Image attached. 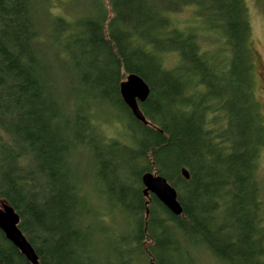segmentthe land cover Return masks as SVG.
I'll use <instances>...</instances> for the list:
<instances>
[{
  "label": "trees",
  "instance_id": "1",
  "mask_svg": "<svg viewBox=\"0 0 264 264\" xmlns=\"http://www.w3.org/2000/svg\"><path fill=\"white\" fill-rule=\"evenodd\" d=\"M66 5L69 18L50 0H0V203L38 264H264L245 0ZM129 75L149 89L144 122L120 95ZM99 105L117 113L112 137ZM83 153L94 202L75 173ZM145 173L175 190L179 216L144 195ZM0 264H30L1 231Z\"/></svg>",
  "mask_w": 264,
  "mask_h": 264
},
{
  "label": "rangeland",
  "instance_id": "2",
  "mask_svg": "<svg viewBox=\"0 0 264 264\" xmlns=\"http://www.w3.org/2000/svg\"><path fill=\"white\" fill-rule=\"evenodd\" d=\"M248 17L250 22L251 35L249 40V46L253 52V74H254V96L256 101L260 106L262 113V118L264 121V0H245ZM67 0H50L49 9L52 14L59 15L64 18H69L71 16V11L68 10ZM78 8V7H77ZM71 13V14H69ZM194 17L193 12L185 10L180 15L176 16V19L183 23L190 21ZM191 22V21H190ZM54 72L57 73V82L59 78L62 77V73L57 65L53 67ZM63 78V77H62ZM67 84L64 79L63 86H60L62 92H65V87ZM64 94V93H63ZM97 114L99 120L105 121L102 124L104 131L108 137H112L116 133L115 123L106 124V121H114L117 116L116 112L111 111L104 105H99ZM114 124V125H113ZM105 125V126H104ZM75 173H77V180L81 182L85 191L90 192L89 198L94 202V184H93V172H92V160L88 154H81L75 158ZM258 180L261 187V201L262 208L260 213V218L262 220V226L264 229V148L260 152L258 161ZM264 242V230L260 233ZM195 250V249H194ZM203 255V254H202ZM202 259L203 264H217L215 261L207 256H198V261ZM200 263V264H202Z\"/></svg>",
  "mask_w": 264,
  "mask_h": 264
},
{
  "label": "water",
  "instance_id": "3",
  "mask_svg": "<svg viewBox=\"0 0 264 264\" xmlns=\"http://www.w3.org/2000/svg\"><path fill=\"white\" fill-rule=\"evenodd\" d=\"M120 95L125 105L131 110L133 116L144 122L137 103H143L148 95L147 85L136 75H129L126 80L120 84ZM185 179L188 174L185 170L181 171ZM144 187V195H153L171 214L179 216L181 208L177 201L175 190L159 176L151 173H145L141 177ZM19 218L13 209L6 203H0V231L5 239L10 242L30 264H38L32 248L18 229Z\"/></svg>",
  "mask_w": 264,
  "mask_h": 264
}]
</instances>
